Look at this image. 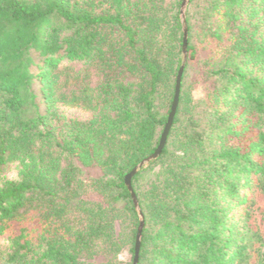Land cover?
<instances>
[{
	"label": "trees",
	"instance_id": "1",
	"mask_svg": "<svg viewBox=\"0 0 264 264\" xmlns=\"http://www.w3.org/2000/svg\"><path fill=\"white\" fill-rule=\"evenodd\" d=\"M182 2L0 0V264H133ZM186 14L138 264H264V0Z\"/></svg>",
	"mask_w": 264,
	"mask_h": 264
},
{
	"label": "water",
	"instance_id": "2",
	"mask_svg": "<svg viewBox=\"0 0 264 264\" xmlns=\"http://www.w3.org/2000/svg\"><path fill=\"white\" fill-rule=\"evenodd\" d=\"M190 0H183L182 5H181V19H182V24H183V30H184V40H183V50H182V61H181V65H180V70L178 72L177 75V81H176V89H175V95H174V99H173V103L171 106V111L169 113L168 116V120H167V125H165L164 130L162 132L161 135V139L159 142L158 147L156 148V150L149 155V157L147 156L146 158H144L143 160H141L132 170L131 172H129L126 175V184L129 188V190L131 191L132 194V198L134 200V204L137 208L139 217H140V224H139V228H138V233H137V239H136V244H135V254H134V260H133V264H138L139 262V255H140V247H141V238H142V232H143V228L145 226V217L144 214L141 210L137 195L133 189L132 186V178L133 176L144 166L149 165V163L152 160L157 159L165 146L169 131L171 129V126L173 125V121H174V117L177 111V107L179 104V99H180V91H181V82H182V76H183V72L185 70V66L187 63V56H188V26H187V20H186V11H187V7L189 4Z\"/></svg>",
	"mask_w": 264,
	"mask_h": 264
},
{
	"label": "rangeland",
	"instance_id": "3",
	"mask_svg": "<svg viewBox=\"0 0 264 264\" xmlns=\"http://www.w3.org/2000/svg\"><path fill=\"white\" fill-rule=\"evenodd\" d=\"M187 12V11H186ZM39 95H40V98H42L41 94H40V91L37 89ZM42 109L44 110L45 109V106L42 107ZM60 111L62 113H64L65 115L67 116H73V117H77V118H80V119H88L91 117V113L87 110H84L82 108H77V107H70V106H67V105H61L60 106ZM14 173H10V175H13ZM122 257L125 258V259H128L129 258V254L128 253H123L122 254Z\"/></svg>",
	"mask_w": 264,
	"mask_h": 264
}]
</instances>
